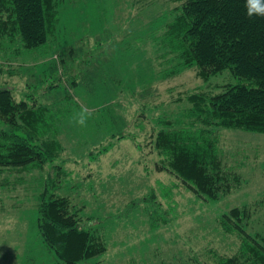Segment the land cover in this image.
<instances>
[{
    "label": "rangeland",
    "instance_id": "obj_1",
    "mask_svg": "<svg viewBox=\"0 0 264 264\" xmlns=\"http://www.w3.org/2000/svg\"><path fill=\"white\" fill-rule=\"evenodd\" d=\"M80 1L65 0L48 45L17 59L0 53V84L49 106L65 146L43 170L0 171V264H58L36 228L46 188L71 197L82 221L105 231L107 252L78 264H215L241 245L221 217L245 205L253 215L241 224L264 236V134L220 132L226 165L243 177L220 201L155 169L151 141L160 121L182 115L186 96L208 86L192 69L164 77L174 63L157 41L170 0ZM228 71L209 84L242 82ZM115 77L125 83L115 86ZM81 113L84 126L75 122Z\"/></svg>",
    "mask_w": 264,
    "mask_h": 264
},
{
    "label": "trees",
    "instance_id": "obj_2",
    "mask_svg": "<svg viewBox=\"0 0 264 264\" xmlns=\"http://www.w3.org/2000/svg\"><path fill=\"white\" fill-rule=\"evenodd\" d=\"M64 2L0 0V53L17 59L24 51L48 45ZM170 2L171 16L157 38L174 63L164 77L192 69L208 86L186 96L182 115L160 121L151 141L159 155L155 169L174 175L205 200L220 201L243 184L242 175L224 161L220 132L264 134V17L249 18L245 0ZM227 70L242 82L209 84L211 77ZM114 79L115 86L125 83V78ZM33 98L0 84V171L43 170L64 153L60 117ZM55 166L60 172L62 166ZM74 207L71 197L48 188L38 195L36 228L58 264H78L108 249L101 226L82 221ZM252 215L245 205L221 217L220 226L227 234L237 233L241 245L236 254L215 264H264V236L249 233L241 224Z\"/></svg>",
    "mask_w": 264,
    "mask_h": 264
},
{
    "label": "clouds",
    "instance_id": "obj_3",
    "mask_svg": "<svg viewBox=\"0 0 264 264\" xmlns=\"http://www.w3.org/2000/svg\"><path fill=\"white\" fill-rule=\"evenodd\" d=\"M245 8L249 18L260 16L264 17V0H245ZM77 124L84 126L86 124V116L81 113L75 121Z\"/></svg>",
    "mask_w": 264,
    "mask_h": 264
}]
</instances>
